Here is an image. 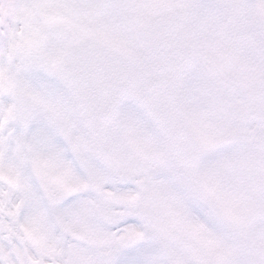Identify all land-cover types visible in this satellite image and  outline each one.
Masks as SVG:
<instances>
[{
  "label": "snow or ice",
  "instance_id": "obj_1",
  "mask_svg": "<svg viewBox=\"0 0 264 264\" xmlns=\"http://www.w3.org/2000/svg\"><path fill=\"white\" fill-rule=\"evenodd\" d=\"M0 264H264V0H0Z\"/></svg>",
  "mask_w": 264,
  "mask_h": 264
}]
</instances>
